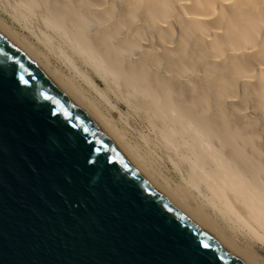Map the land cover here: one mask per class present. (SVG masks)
<instances>
[{
    "label": "bare ground",
    "instance_id": "6f19581e",
    "mask_svg": "<svg viewBox=\"0 0 264 264\" xmlns=\"http://www.w3.org/2000/svg\"><path fill=\"white\" fill-rule=\"evenodd\" d=\"M4 2L16 27L0 15V33L137 172L240 262L264 264V0ZM122 108L147 149L109 116Z\"/></svg>",
    "mask_w": 264,
    "mask_h": 264
},
{
    "label": "water",
    "instance_id": "95a60500",
    "mask_svg": "<svg viewBox=\"0 0 264 264\" xmlns=\"http://www.w3.org/2000/svg\"><path fill=\"white\" fill-rule=\"evenodd\" d=\"M0 112V264H243L1 33ZM34 143L41 179L19 162Z\"/></svg>",
    "mask_w": 264,
    "mask_h": 264
},
{
    "label": "rangeland",
    "instance_id": "374dc122",
    "mask_svg": "<svg viewBox=\"0 0 264 264\" xmlns=\"http://www.w3.org/2000/svg\"><path fill=\"white\" fill-rule=\"evenodd\" d=\"M5 7L6 6V3L4 2L3 3V0L1 1L0 0V7ZM1 7V8H2ZM0 15H2V17L1 18H4V20H7L8 21V25H14L13 23H12V21L11 20H9V18L6 16V15H3L1 12H0ZM14 27H16L15 25H14ZM21 32V31H20ZM21 33H23L24 34V36H28V34L27 33H24L23 31L21 32ZM29 37V36H28ZM32 42L34 43V44H36L37 42L35 41V39H33L32 38ZM93 96H95V95H93ZM92 97V96H91ZM96 97V96H95ZM93 98V97H92ZM97 98V97H96ZM99 100V102H98V104H99V106H100V108L102 107V106H104V107H102L103 109V112L105 111L106 112V108L105 107H107L108 108V106H106V105H103L102 104V101H100V99L99 98H97V100H96V102ZM123 112H113L112 114H108L110 117H112V119L115 121V123H116V125H117V127H118V129H120V130H123L124 132H125V134H126V137H127V139L130 141V142H132V143H136L137 142V144H140V141H141V136L140 135H147L148 134V132L147 131H145V129H143L142 128V125H140L139 124V122L137 121V120H135V118L134 117H132L131 116V114L130 113H128V111H127V108H122L121 109ZM104 112V113H105ZM107 113V112H106ZM114 114V115H113ZM122 115V116H121ZM124 115V116H123ZM127 118V119H126ZM126 120V121H125ZM128 121V122H127ZM126 123V124H125ZM123 125V126H122ZM141 129H143V130H141ZM140 131V132H139ZM142 131H143V133H142ZM141 133V134H140ZM138 137V138H137ZM140 137V138H139ZM136 141V142H135ZM139 141V142H138ZM141 144L143 145V147L145 148V146H144V144H143V142L141 141ZM145 149H147V148H145ZM167 164V163H166ZM170 165V166H169ZM160 169H161V171H163V174L164 175H166L165 177H167V179L170 181V183L173 185L174 184V182H175V184L176 183H178L179 181H180V179L178 178L179 176H177V175H175L176 174V172H174L175 170H173V167L171 166V164H167V165H165V164H163V166L160 164ZM162 173V172H161ZM176 176V177H175ZM172 180V181H171ZM177 181V182H176ZM173 182V183H172ZM240 237H241V235H239ZM238 236V237H239ZM238 237H236V242L239 244V242H242ZM239 240V242H238V240ZM243 243V242H242ZM242 243H240V245L242 244ZM253 251H255L256 252V254L258 255V258H260L261 260L263 259L264 260V247H261V246H254L253 247Z\"/></svg>",
    "mask_w": 264,
    "mask_h": 264
},
{
    "label": "snow or ice",
    "instance_id": "6c2138e0",
    "mask_svg": "<svg viewBox=\"0 0 264 264\" xmlns=\"http://www.w3.org/2000/svg\"><path fill=\"white\" fill-rule=\"evenodd\" d=\"M7 145L5 143L4 139V128H3V117L2 112H0V171L3 170L4 163H5V153L7 151ZM22 152H24V155L26 159L19 160L20 164L25 167L32 170L33 176L36 179H41V171L39 168L34 167L33 162V156H40L42 153V149L39 143L32 144V147L30 150L24 149L23 145H21ZM2 179V178H0ZM197 254L193 253V256L195 257ZM194 264V262H193Z\"/></svg>",
    "mask_w": 264,
    "mask_h": 264
}]
</instances>
